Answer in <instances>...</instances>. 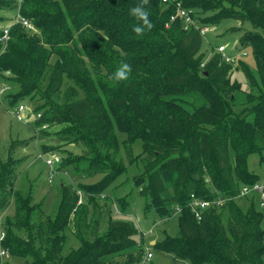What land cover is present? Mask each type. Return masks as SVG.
Returning a JSON list of instances; mask_svg holds the SVG:
<instances>
[{
	"label": "trees",
	"instance_id": "16d2710c",
	"mask_svg": "<svg viewBox=\"0 0 264 264\" xmlns=\"http://www.w3.org/2000/svg\"><path fill=\"white\" fill-rule=\"evenodd\" d=\"M175 1L190 12L192 26L185 29L179 18L171 21L176 3L148 0L144 7L153 28L137 37L132 29L140 22L130 9L141 0H0V25L11 24L19 14L36 29L31 33L20 23L12 24L4 44L0 27V78L18 88L10 105L30 97L33 126H64L55 134L57 141L78 144L81 152L68 153L57 167L81 179L102 176L77 190L62 186L54 215H47L32 191L13 193L20 166L13 158L14 146L28 148L29 142L12 143L7 158L0 156V212L14 203L0 244L8 257L24 264H137L135 239L147 234L126 219L130 217L124 216L123 207L119 211L124 219L109 218L103 234L85 235L91 213L97 216L108 206V199L99 205L103 191L126 171L117 158L123 145L129 164L141 160L144 173L138 178L146 180L141 195H150L166 219L178 212L175 234H164L152 250L190 264H264L263 213L252 201L245 212L235 203L242 188L263 185L246 162L251 153L264 161V0ZM215 10L219 14L211 18L195 17V12ZM245 19L261 31L240 37L243 48L251 49L262 93L249 120L236 116L224 98L233 99L238 90L229 82L233 65L217 47L204 63L199 31L210 28L209 21ZM52 56L57 57L53 64ZM238 62L251 83L248 67ZM124 63L131 72L126 81L117 82L114 73ZM64 76L72 85L58 103L54 97L63 89ZM137 141L142 151L133 156ZM168 189L171 197L164 199ZM78 192L85 207L78 205ZM190 195L209 202L221 197L225 203L208 208L197 220ZM70 223L79 245L66 251Z\"/></svg>",
	"mask_w": 264,
	"mask_h": 264
},
{
	"label": "rangeland",
	"instance_id": "374dc122",
	"mask_svg": "<svg viewBox=\"0 0 264 264\" xmlns=\"http://www.w3.org/2000/svg\"><path fill=\"white\" fill-rule=\"evenodd\" d=\"M18 1L21 3V0ZM223 5L230 7L226 3ZM12 14L13 13H10L8 16L11 17ZM217 14H219V10L213 12L198 11L195 12V17H198V19L201 20L203 18H211ZM211 22L212 21H209L208 23L211 24V30H209L202 38L201 52L204 53L203 62L205 63L210 59L215 47L220 45L225 46L226 55L233 58V62L231 63L233 65V70L229 74V82L230 84L236 83L238 90L235 96H233V99H229L228 96H224V98L227 100L232 112L236 114V116L242 117L245 115V118L249 120V111L262 98V93L251 49L249 46L243 48L242 44H240V37L246 31L258 34H260L261 31L253 27L247 19L243 21L226 20L219 24ZM8 25L9 23L6 21L4 24H1L0 27L4 28ZM56 59L57 57L52 56L50 63L53 64ZM238 61L244 63L248 67L252 76L251 83L247 81L243 72L238 70L241 65ZM46 77L47 69L42 77V89H44L46 84ZM70 85H72V81L64 76L63 89L54 97L58 103L62 102L63 91ZM17 91L18 88L14 84L5 82L0 78V156L3 159L7 158L9 155V147L14 142H29V147L27 146L28 148L21 145L20 147H18V145L14 146L15 150L14 153H12L13 158L19 160L20 166L17 170L19 174L13 193L17 192L20 195L25 196L28 194L29 190L32 191L34 202L41 203L43 212L47 215L53 216L60 199V188L62 186L77 190L79 185L94 184L98 182L102 176L96 175L91 178L81 179L76 175H73L70 169H60L59 166L54 168V174L50 176L51 169H49L40 156L55 155L60 159H64L68 153L78 155L81 152V148L78 144H66L57 141L55 134L63 129L64 126L36 128L32 125L34 120L29 117L25 122H18L11 114L13 109L16 106L22 105L27 108L28 113L33 114L34 110L32 109L34 106H32L30 97H26L23 101L11 102V104H13L11 106L9 98ZM192 99L193 98L191 97L187 98L188 101H191ZM119 139L123 140L125 139V136L120 134ZM125 151L126 147L123 145L120 146L117 158L118 160L124 161L125 165H127L126 171L103 191L105 197L101 199L99 205L102 207L104 200L108 199V206L106 208H100V213L96 216L91 213V208L88 207V212L91 213L89 222L90 227L85 235L87 237H92L95 234H103L109 218L114 220L119 218L124 219L121 214L114 213V206L118 209L119 207H123L128 214L124 216L130 217L126 219H129L133 225L137 226L142 233L147 234L146 237L140 234L135 239L136 247L132 251H135L134 253L136 255H138V253L140 254V260L137 264L144 258L146 252L152 253V258L147 264H190L186 260L177 261L174 260L171 255L161 254L152 250L151 246L156 242H160L163 239L164 234L170 236L175 234L178 212L175 214L173 213V217L170 219H166L161 216L158 205L151 199L150 195H141L139 189L146 184L145 179L138 178L144 173L141 160L138 159L132 164H129L126 159ZM141 151V142H135L132 145L133 156L139 155ZM246 163L248 170L256 174L260 178L259 181L261 184H264V161H260L259 154L251 153L247 157ZM135 179L141 180L135 181ZM78 193L80 195L78 205L82 204L85 207L86 200L82 193ZM171 193L172 190L168 189L162 197L168 199L171 197ZM251 201L254 204V208L263 213L262 228L264 229V206L260 205L259 195L257 193H248L243 197L235 199V203L243 212L248 209ZM13 215L14 203L12 201L5 211L0 212V219L4 222L6 217ZM223 223H227V214L223 217ZM150 229H152V234H148ZM66 235L67 241L64 249L66 251L76 249L79 242L78 239H76V229L73 227L72 223H70ZM5 263L24 264V260L8 257L2 259V264Z\"/></svg>",
	"mask_w": 264,
	"mask_h": 264
},
{
	"label": "built area",
	"instance_id": "2783aa9c",
	"mask_svg": "<svg viewBox=\"0 0 264 264\" xmlns=\"http://www.w3.org/2000/svg\"><path fill=\"white\" fill-rule=\"evenodd\" d=\"M163 4H168V3H176L177 1L175 0H161ZM176 12L175 14L171 17V21H174L175 19L179 18L183 21L184 28L187 29L189 26L193 25V20L189 16V11H186L180 7V3H176ZM22 24L23 27H25L28 31H31V33H35L36 29L32 24H30L28 21H26L24 18H22L19 14H17L11 24H9L7 27H4L1 35V41L2 43L6 44L7 41L9 40V30L12 24ZM211 28L209 27H201L200 28V34L204 36ZM216 51L221 55L222 59L226 63H232L233 58L230 57L229 55H226L225 51L226 48L223 45H220L217 47ZM13 117L18 121V122H25L28 117L32 118V120H35L36 117L32 113L27 112V108L25 106L19 105L16 106L13 111L11 112ZM39 117V115H37ZM46 128V126H44ZM45 156V157H44ZM44 161L45 164L51 169V175L54 174V168L59 164L60 158H58L55 155H43L40 156ZM50 182V180H49ZM250 192H256L259 195L260 198V205L264 206V184L263 185H254L251 188L244 187L241 189L240 192V197L245 196L246 194ZM79 194V193H78ZM80 196V195H79ZM80 203V202H79ZM225 203V199L219 197L218 199H215L214 201H205L203 199H199L195 197L194 195H190V203L189 207L193 215L197 220L202 219L203 213L210 207H220ZM114 213L115 214H121L119 209L114 206ZM152 233V229L148 231V234ZM4 238V231H3V222L0 219V244L1 241ZM8 250L1 248L0 246V259H5L8 258ZM152 258V253L151 252H146L144 258L138 263V264H147L150 259Z\"/></svg>",
	"mask_w": 264,
	"mask_h": 264
},
{
	"label": "clouds",
	"instance_id": "9594fccd",
	"mask_svg": "<svg viewBox=\"0 0 264 264\" xmlns=\"http://www.w3.org/2000/svg\"><path fill=\"white\" fill-rule=\"evenodd\" d=\"M148 3V0H141L140 4L130 9V14L140 23L133 26V32L137 37H141L145 34V31H151L153 23L149 19V12L144 7ZM131 72V65L124 63L114 73V79L117 82L126 81Z\"/></svg>",
	"mask_w": 264,
	"mask_h": 264
}]
</instances>
